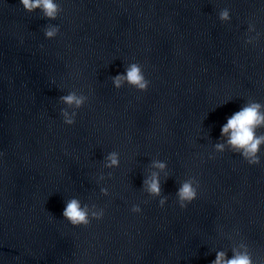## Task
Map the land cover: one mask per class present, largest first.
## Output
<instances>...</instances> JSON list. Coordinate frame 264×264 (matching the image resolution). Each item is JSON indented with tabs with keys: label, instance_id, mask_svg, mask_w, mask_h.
Masks as SVG:
<instances>
[{
	"label": "clouds",
	"instance_id": "9594fccd",
	"mask_svg": "<svg viewBox=\"0 0 264 264\" xmlns=\"http://www.w3.org/2000/svg\"><path fill=\"white\" fill-rule=\"evenodd\" d=\"M19 5L26 13L39 12L40 16L47 21L57 20L61 13L58 0H19ZM218 20L221 23L230 21V13L224 8L218 13ZM59 25L49 23L43 29L45 40H52L59 34ZM260 33L256 31L254 24L248 23L244 45H255L260 39ZM114 89L119 90L124 86L135 89L137 92H145L149 87V80L145 78L142 66L138 63H128L122 74H117L111 78ZM88 97L77 91H69L59 97V103L65 107L60 111L62 123L71 127L77 115V111L86 103ZM264 104L252 99H248L226 119L220 128V138L213 146L209 159L215 154H222L226 150L237 154L249 166L259 165L261 162L260 150L264 147ZM120 159L117 152H109L104 158L105 168L119 167ZM152 171L143 181V190L151 197L160 196V173L166 169V163L154 160L151 164ZM102 179V177H101ZM199 184L196 178L189 177L183 180L176 191L175 199L178 207L183 210L188 204L197 198ZM101 194L106 195L105 189H101ZM166 198L158 201V207L163 208ZM130 213L140 214L141 208L133 205ZM104 215V209L95 205L82 203L79 198H68L61 212L62 219L71 227H86L92 220L99 221ZM235 236H239L236 231ZM231 257H227L226 252H216L212 264H254L252 255L247 244L241 240L231 249Z\"/></svg>",
	"mask_w": 264,
	"mask_h": 264
}]
</instances>
